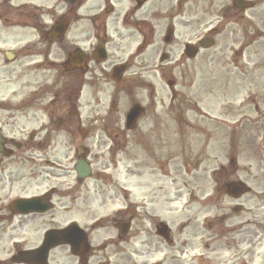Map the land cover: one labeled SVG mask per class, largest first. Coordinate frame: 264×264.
Returning a JSON list of instances; mask_svg holds the SVG:
<instances>
[{
  "label": "flooded vegetation",
  "instance_id": "flooded-vegetation-1",
  "mask_svg": "<svg viewBox=\"0 0 264 264\" xmlns=\"http://www.w3.org/2000/svg\"><path fill=\"white\" fill-rule=\"evenodd\" d=\"M59 2L63 4V13L54 25L63 21L65 37L54 41L51 39V42L47 33L38 37H44L51 47L58 46L56 51L51 49V60L48 51L40 55L43 57L40 64L48 73V83L32 90L29 96L18 97L14 104L7 99L0 102L4 106L0 111L5 115L0 123L3 141L0 165H8L12 161L17 167L27 164L32 172L36 168L47 169L44 172L47 192L40 197L43 196L41 201L48 205L46 212L31 214H20L9 205L5 207L7 185L0 181V247L7 248L0 250L7 257L0 259V264H27L24 255L27 251L38 249L46 235L49 246L47 264H112V256L125 253L120 249V244L127 245L134 239L131 232L134 216L124 218L125 215L119 213L121 209L117 208L111 212L113 226L104 228L100 225L102 218H95L88 225L86 208H91L89 216H92V204L97 205L96 198L105 204L111 200V207L117 206L119 189L127 199V193L131 197L137 195L134 191L136 187L144 190L140 194L147 195L148 208L152 202L163 199L166 195L162 184L165 185L169 177L164 153L169 131L168 116L176 114L181 125L180 121H185L184 115L192 110L185 107L186 110L177 112L185 105V97L173 96L168 100V97L152 96V92L143 96L141 92L151 90V84L143 80L138 69L141 64L136 65L135 61L141 56L147 59L160 53L167 58L170 56L175 62L180 50V56L184 58L187 47L186 44L181 46L177 34L179 27L183 26L185 10L200 6L227 8L224 0ZM8 3L9 0H0V8L3 9ZM0 19H4L2 14ZM210 24L202 23L199 29L205 30ZM220 28V25L212 27L209 33L219 34ZM136 39L140 42L135 51L129 54ZM200 46V41L191 46L194 54ZM20 56L13 53L12 62L6 63L3 54L2 67H8ZM25 60L26 57L20 59L22 63ZM163 66L154 64L152 68L154 72H163ZM145 67L148 68V65ZM0 82L10 84L7 79ZM131 111L133 115L127 125L126 117ZM41 118H48L51 128L50 125H39L36 130L26 128L38 124ZM184 125L191 127L188 122ZM16 136L19 140L15 139ZM181 143L185 144L183 141ZM185 151L190 149L171 152L169 158L175 161L176 156H171L177 155L182 159L181 165L188 169L191 159H185L188 156ZM123 161L128 162L131 176L118 180L112 174H106L109 164H112L115 172L120 166L118 163ZM80 162L93 165L96 169L98 165L102 176L92 180L78 178L75 167ZM192 164L199 168L195 160ZM145 173L146 176L142 178ZM37 177L15 176L10 180L9 187L17 185L20 189V183H24L22 180L25 179L28 182L21 191L35 185L34 191L41 185L32 183ZM128 179L129 185L125 186L124 180ZM222 184L221 190L227 193L226 183ZM110 185L115 189L113 196L95 197L98 187L108 192ZM126 187L130 188V192L126 191ZM37 196L21 195L25 198ZM140 197L147 201L146 197ZM55 201L59 206L56 205L57 208ZM130 205L135 207L130 203L124 209ZM143 209L147 208L143 206ZM127 214L132 215L130 212ZM157 226L154 228L156 235Z\"/></svg>",
  "mask_w": 264,
  "mask_h": 264
},
{
  "label": "rangeland",
  "instance_id": "rangeland-1",
  "mask_svg": "<svg viewBox=\"0 0 264 264\" xmlns=\"http://www.w3.org/2000/svg\"><path fill=\"white\" fill-rule=\"evenodd\" d=\"M253 1L254 9L245 13H234L236 9H231L230 18L226 21H219L218 15L222 10L218 8L194 6V9H186L183 26L179 27L177 34L180 44L196 43L198 39L207 37L204 31L195 38L203 31L197 29L204 22L212 23L207 30L218 26L219 22L221 30H224L220 36L212 37L213 46L200 50L194 60L180 58L179 51L177 61L169 60L163 72H154L152 66L158 65L160 53L147 59L145 56L136 59L135 64H141L138 69L143 80L151 84V90L141 92L143 96L152 92V96L168 97V100L171 96L185 97V105L177 112L186 110L185 107L192 108L184 115L185 121H180L181 125L176 114L168 116L169 131L164 146L169 151L179 141L180 149H190L185 151L188 155L185 159H191V162L186 169L184 165L181 166L182 159L177 155L171 156H176L175 161L166 158L169 177L166 184H162L166 196L156 203L152 202L150 208L147 207V195L140 194L144 190L140 191L139 187L134 190L137 195L131 197L128 194L127 199L119 189L116 195L118 205L114 207H111L113 201L105 204L96 198L97 205L92 204V216H89L91 208H86L88 225L94 222L93 219L102 218L100 225L104 228L113 226L111 212L117 208L121 209L119 213L125 215L124 218L134 216L131 231L134 239L127 245L120 244V249L125 253L112 256V264H264V0ZM25 3L46 11L47 15L42 21L46 22L48 29L53 19L56 20L63 13V4L56 0H13L16 6ZM0 14H5L7 24L17 21L7 13L6 7L0 9ZM6 23L0 22V81L7 79L10 84L0 82V99L14 97L11 99L14 104L18 97L29 96L32 90L47 84L48 73L43 68L27 67L40 63L41 57L35 56L26 57L24 63L17 60L8 67H2V52L13 48L18 55L25 57L48 51L51 58V49L56 51L58 46L51 47L46 42L40 44V40L32 38L33 32L19 27L11 28ZM19 42L20 47H17ZM139 42L136 39L129 54L134 52ZM28 49L31 50L26 53ZM170 81L174 82L172 87L167 86ZM4 117L0 111V123ZM185 122L190 123L191 127L185 126ZM39 123L51 125L46 118L40 119ZM37 127L38 124H32L26 128ZM15 139L19 140V137ZM193 160L199 168L192 164ZM118 164L120 166L115 172L112 164H109L107 173L118 180L131 176L128 162ZM33 170L35 174L27 164L22 168L0 166V179L7 185L5 203L21 195L30 196L34 192L40 194L47 190L46 179L40 176L36 182L42 186L37 192L32 190L35 185L21 191L28 182L25 179L22 180L24 183H20V189L17 185L9 189L8 184L16 175L29 177L42 171L40 168ZM95 171L93 168L91 177L102 176L98 170ZM145 176L146 173L142 178ZM124 181L129 185V179ZM232 181L245 183L251 188V193L240 199L227 197L221 190L222 183ZM158 186L159 183L156 188ZM114 192L112 185L108 186V192L98 187L95 197L113 196ZM140 196L146 197L147 201ZM130 203L135 207L130 205L124 209ZM56 205L55 201V208ZM143 206L147 209L144 210ZM159 223L167 225L170 230V242L167 244L155 236L154 228ZM99 232L104 233L103 230ZM0 250L7 248L0 247ZM5 257L0 253V259Z\"/></svg>",
  "mask_w": 264,
  "mask_h": 264
},
{
  "label": "water",
  "instance_id": "water-1",
  "mask_svg": "<svg viewBox=\"0 0 264 264\" xmlns=\"http://www.w3.org/2000/svg\"><path fill=\"white\" fill-rule=\"evenodd\" d=\"M239 185H241V187ZM239 185L238 184L228 185L231 188L232 195L240 196V195H243V194L249 192V189L248 188H246L242 184H239ZM33 203H34V200L18 201V202H16V204H17V206L19 208H27V212L31 210L30 208L32 207L31 205ZM159 233L161 235H163V237L165 239L168 238V230H167V227L166 226H162V228L159 230ZM39 252L42 253V251H39Z\"/></svg>",
  "mask_w": 264,
  "mask_h": 264
}]
</instances>
